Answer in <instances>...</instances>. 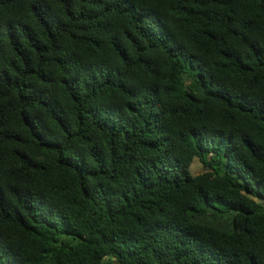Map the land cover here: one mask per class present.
<instances>
[{
    "label": "trees",
    "instance_id": "trees-1",
    "mask_svg": "<svg viewBox=\"0 0 264 264\" xmlns=\"http://www.w3.org/2000/svg\"><path fill=\"white\" fill-rule=\"evenodd\" d=\"M0 264H264V0H0Z\"/></svg>",
    "mask_w": 264,
    "mask_h": 264
},
{
    "label": "rangeland",
    "instance_id": "rangeland-1",
    "mask_svg": "<svg viewBox=\"0 0 264 264\" xmlns=\"http://www.w3.org/2000/svg\"><path fill=\"white\" fill-rule=\"evenodd\" d=\"M203 170H205L203 163L198 158H196L193 161L192 166H191L192 173L197 174V173L202 172Z\"/></svg>",
    "mask_w": 264,
    "mask_h": 264
}]
</instances>
